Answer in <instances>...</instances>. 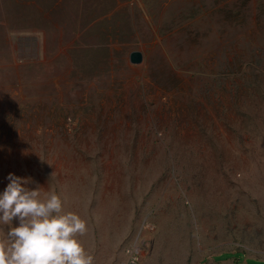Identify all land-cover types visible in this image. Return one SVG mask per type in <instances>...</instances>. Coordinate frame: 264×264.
<instances>
[{
  "label": "rangeland",
  "instance_id": "374dc122",
  "mask_svg": "<svg viewBox=\"0 0 264 264\" xmlns=\"http://www.w3.org/2000/svg\"><path fill=\"white\" fill-rule=\"evenodd\" d=\"M10 173L92 264H264V0H0Z\"/></svg>",
  "mask_w": 264,
  "mask_h": 264
},
{
  "label": "clouds",
  "instance_id": "9594fccd",
  "mask_svg": "<svg viewBox=\"0 0 264 264\" xmlns=\"http://www.w3.org/2000/svg\"><path fill=\"white\" fill-rule=\"evenodd\" d=\"M7 179L0 194V264H92L79 239L86 222L65 213L57 194L41 199L42 188L29 187L31 178L10 173Z\"/></svg>",
  "mask_w": 264,
  "mask_h": 264
},
{
  "label": "crops",
  "instance_id": "0c3cea01",
  "mask_svg": "<svg viewBox=\"0 0 264 264\" xmlns=\"http://www.w3.org/2000/svg\"><path fill=\"white\" fill-rule=\"evenodd\" d=\"M226 252H221L215 255H212L205 264H248L249 259H259V257L252 256L243 252L242 257L235 256L237 252L226 253L227 257L224 259L217 258L218 256L225 254Z\"/></svg>",
  "mask_w": 264,
  "mask_h": 264
},
{
  "label": "water",
  "instance_id": "95a60500",
  "mask_svg": "<svg viewBox=\"0 0 264 264\" xmlns=\"http://www.w3.org/2000/svg\"><path fill=\"white\" fill-rule=\"evenodd\" d=\"M142 59V55L140 52L135 51L130 54V61L133 63H139Z\"/></svg>",
  "mask_w": 264,
  "mask_h": 264
},
{
  "label": "built area",
  "instance_id": "2783aa9c",
  "mask_svg": "<svg viewBox=\"0 0 264 264\" xmlns=\"http://www.w3.org/2000/svg\"><path fill=\"white\" fill-rule=\"evenodd\" d=\"M131 255H132V254H131ZM132 256H133L132 260L136 259V257H134V255H132ZM132 262H134V261H132Z\"/></svg>",
  "mask_w": 264,
  "mask_h": 264
}]
</instances>
